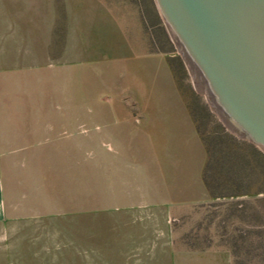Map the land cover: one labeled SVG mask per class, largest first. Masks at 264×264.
<instances>
[{
  "label": "rangeland",
  "instance_id": "1",
  "mask_svg": "<svg viewBox=\"0 0 264 264\" xmlns=\"http://www.w3.org/2000/svg\"><path fill=\"white\" fill-rule=\"evenodd\" d=\"M0 7L2 22H36L40 53L48 36L60 53L71 36V108L60 105L52 117L65 113L76 134L65 151L14 158L0 264H142L151 254L140 248L150 244L229 252L233 264L229 239L246 221L232 203L249 202L247 216L257 215L263 164L213 110L155 0H0ZM204 151L212 191L230 196L208 189L194 203L206 194L197 183ZM169 164L182 166L192 186V195L176 199L187 205L165 197L158 204L150 194Z\"/></svg>",
  "mask_w": 264,
  "mask_h": 264
},
{
  "label": "crops",
  "instance_id": "2",
  "mask_svg": "<svg viewBox=\"0 0 264 264\" xmlns=\"http://www.w3.org/2000/svg\"><path fill=\"white\" fill-rule=\"evenodd\" d=\"M5 9L0 7V20L3 14L7 20ZM33 28L37 29L36 22L0 21V223L7 218L8 169L16 162L14 158L21 155L48 156L54 149L65 151L69 144L65 141L71 142L76 135L68 131L69 120L65 113L52 117L60 105L65 106L67 113L71 108L68 98L71 84L67 70L71 54L67 41L71 36L63 38L62 53L56 48L55 38L48 36L47 42L51 43L46 53H40L39 36L37 33L33 35ZM77 46L79 49V40ZM48 80H54V84H49ZM32 92L45 97V102L31 99ZM40 113L44 115L42 118H38ZM190 128L200 143L193 123ZM54 141L59 142L57 146L52 145ZM205 166L204 151L197 183L204 186L206 194L194 203L204 202L210 196L204 181ZM181 167L169 164L156 172L158 183H154L150 191L155 202L165 204L166 201L160 202L161 197H165L167 204L172 206L187 205L176 201L182 196L192 195V186L183 183ZM140 252L151 254L145 257L142 264H231L229 252L192 248L179 250L173 244H150L140 248Z\"/></svg>",
  "mask_w": 264,
  "mask_h": 264
},
{
  "label": "water",
  "instance_id": "3",
  "mask_svg": "<svg viewBox=\"0 0 264 264\" xmlns=\"http://www.w3.org/2000/svg\"><path fill=\"white\" fill-rule=\"evenodd\" d=\"M228 131L264 152V0H155Z\"/></svg>",
  "mask_w": 264,
  "mask_h": 264
},
{
  "label": "trees",
  "instance_id": "4",
  "mask_svg": "<svg viewBox=\"0 0 264 264\" xmlns=\"http://www.w3.org/2000/svg\"><path fill=\"white\" fill-rule=\"evenodd\" d=\"M256 149L261 158V166L263 164L262 173L264 175V152L258 147H256ZM204 179H206L207 188L214 197L230 196L228 194H217L213 192L209 185L208 178L204 176ZM257 202L259 203V211L255 216L249 214V216H247L246 214V209L252 207L249 202L241 200L232 203V206L237 208L240 207L238 210L239 214L236 215L239 220L246 221V224L242 228H239L238 233L231 236L229 239L227 248L232 253L233 264H264V197L258 199ZM190 245L192 249L202 250L200 247L192 244ZM211 245L212 243H208L203 249Z\"/></svg>",
  "mask_w": 264,
  "mask_h": 264
}]
</instances>
